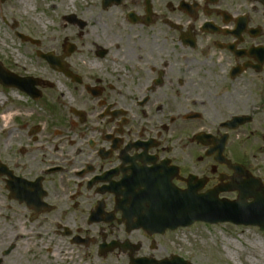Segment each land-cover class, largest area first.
I'll return each instance as SVG.
<instances>
[{"label": "flooded vegetation", "instance_id": "flooded-vegetation-1", "mask_svg": "<svg viewBox=\"0 0 264 264\" xmlns=\"http://www.w3.org/2000/svg\"><path fill=\"white\" fill-rule=\"evenodd\" d=\"M33 2L46 18L16 19L59 28L63 67H8L22 80L0 85V217L13 219L4 230L130 264L153 259L145 252L169 232L143 229L138 201L188 185L208 202L236 201L248 178L264 184V0L18 5ZM42 245L28 249L29 264H50Z\"/></svg>", "mask_w": 264, "mask_h": 264}, {"label": "rangeland", "instance_id": "rangeland-1", "mask_svg": "<svg viewBox=\"0 0 264 264\" xmlns=\"http://www.w3.org/2000/svg\"><path fill=\"white\" fill-rule=\"evenodd\" d=\"M39 5V2H33L32 7H24L21 10V5L14 4L13 1L0 4V62L9 68L35 74L45 73L47 67L35 54L53 51L58 55L57 50L61 44L60 37L56 36L59 34L58 27L42 23L27 27L16 19L32 17L42 21L46 18V13ZM12 19H16L13 22L18 25L14 26ZM3 20H8L9 23H4ZM27 30H32L38 37L39 46L23 44L15 37L16 32L23 34ZM12 220L4 214L0 217V258L4 250L10 246L16 247V250L2 258V264H29L31 259L28 249L33 248V243H42V250L44 247L52 249L50 252L38 251L50 260V264H98L82 248L68 245V240L60 236H38L21 230H4ZM145 254L153 256L157 261L170 260L176 254L190 264H264V232L256 228L234 227L228 224H196L166 234L157 250H147Z\"/></svg>", "mask_w": 264, "mask_h": 264}, {"label": "water", "instance_id": "water-1", "mask_svg": "<svg viewBox=\"0 0 264 264\" xmlns=\"http://www.w3.org/2000/svg\"><path fill=\"white\" fill-rule=\"evenodd\" d=\"M5 73L4 70L1 69L0 67V76H2ZM5 86H10L13 84L12 81L5 79L4 83ZM252 191L249 195L252 196L255 201L250 204V205H242V210H228L227 214L219 211L217 209H209L211 211L215 210V213L219 214H211L201 208L197 202H193V211L191 209L187 208H181L180 211L176 212L175 214L172 213L169 214H161L157 216H151L153 218H150V214L146 213L144 216H141V219L144 220L143 226L147 227L149 224L154 225L156 223H159L161 225V221L163 220L164 225H166L165 220H168V225L172 226L173 224L175 225L174 227H180V226H188L192 224L195 221H203V222H208L210 224H217V223H222V222H229L234 225H243V226H257L261 231H264V188L254 186L251 188ZM255 190L256 192H254ZM254 192V193H253ZM164 202H162V205ZM175 205V204H174ZM173 205V206H174ZM180 204H178L179 206ZM231 208L230 206H228ZM201 208V209H200ZM217 208V207H216ZM178 225V226H177ZM9 253V250L4 253V255H7ZM1 262V261H0ZM163 263V262H162ZM161 263V264H162ZM140 264H145L144 261H140ZM147 264H153L152 262L147 261ZM165 264V263H163ZM166 264H187L182 262L181 260H174L171 263H166Z\"/></svg>", "mask_w": 264, "mask_h": 264}, {"label": "bare ground", "instance_id": "bare-ground-1", "mask_svg": "<svg viewBox=\"0 0 264 264\" xmlns=\"http://www.w3.org/2000/svg\"><path fill=\"white\" fill-rule=\"evenodd\" d=\"M29 0H17L14 2V4H22V3H26L28 2Z\"/></svg>", "mask_w": 264, "mask_h": 264}]
</instances>
